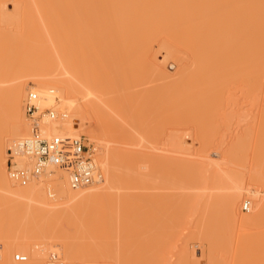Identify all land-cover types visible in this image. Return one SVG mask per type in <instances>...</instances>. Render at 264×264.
<instances>
[{
    "label": "bare ground",
    "instance_id": "1",
    "mask_svg": "<svg viewBox=\"0 0 264 264\" xmlns=\"http://www.w3.org/2000/svg\"><path fill=\"white\" fill-rule=\"evenodd\" d=\"M98 7H108L113 12L114 21H124L127 24L125 41L128 44L130 55V69L134 65L137 73L140 74L149 69L151 76H156V73L161 77V82L158 80V84H162L163 80H168L167 83L163 81V84L167 85L160 84L162 87L160 86L157 90L153 88L155 90L153 91L152 87L155 85L151 81L153 78L150 77L148 83L147 79H142V74L140 76L138 73L139 79L135 80L132 88L121 89L119 94L114 95L111 93L113 88L116 89L119 85L120 69L110 74L107 71V79L104 82H96L93 78V71L90 72L91 74L88 72L84 75L78 71L72 79L67 81L59 77L57 72L49 71L48 68L37 69L39 66H36L37 62L34 61L31 51L43 40V35H45L43 28L50 27L53 21L57 26L73 25L72 19L65 22L60 17L61 13L66 10L93 11ZM96 11L99 10L96 9ZM94 19L91 15H85L80 22L82 24H76L81 26L84 20L89 27L93 28L97 24L95 20L99 17ZM60 21L65 22V25L59 23ZM1 22L6 26L0 25V81L5 83H2L3 86L0 85V91L6 103L4 111H0V114H7V117L4 115L6 123L0 124V198L7 202L28 201L30 203L33 201L32 204L35 205V202H38L40 205H45L46 210L51 207L53 211H59L58 215L54 214L55 217L58 216V219L62 216L67 220H72L74 223L68 228L69 231L60 229L57 233L55 232L57 238L55 245H53L54 241L49 242V239L46 241L47 245L52 243L53 250L60 251L63 255L61 256L65 257L67 249L68 260L77 261L73 258L79 256L82 257L83 262L79 259L82 264H197L196 259L200 255L196 258L195 249H190L188 242L190 235L185 234L189 237L188 241L184 233L179 235L178 243L173 245L168 236L169 232L172 233L173 230L176 231L182 227V229H188L190 226L197 227L193 235L198 238L202 230L199 231L202 224L201 219L218 212L225 213L227 222L240 224L245 228L255 229L256 225L260 224L264 212V196L262 193L260 195L259 191L251 190L253 192L251 194L255 197L252 212L243 215L237 212L238 200L243 194L245 195V192H251L243 185L234 186L224 195L223 199L216 196L206 197L192 206L188 196L193 191L186 193L184 190L176 191L178 199H171L173 196L169 195L172 190L170 192L169 190L163 192V189H161L162 192L157 191L160 185H168V169L173 159L178 161L175 166L177 169L175 167L174 169L179 171L178 168H180V171L186 170V172L193 171L194 167L195 170L197 167L199 171L200 169L204 171L206 169L203 165L209 162L206 158L205 160L202 158L203 163L200 159L197 161L193 157L184 155L192 149L194 144L190 147V142L187 143L184 140L186 137L177 129V131L170 129L168 132L167 115L159 114L160 110L167 111V108H173L172 110H175L178 117L184 109L194 107L199 109L204 102L202 96L207 90L213 92L215 89L225 87L264 89V0H0ZM52 29L51 36L57 39L60 35L58 31ZM104 30H106L105 27ZM61 36L64 38L62 34ZM112 38L110 37V40ZM14 44L26 45L31 49L22 48L23 51L26 49L22 64L12 60L14 63L9 66V61L12 59H9V56ZM161 55L164 58V65L170 64L172 59L175 62L174 69L168 70V79L159 68L161 64L158 60L162 58ZM85 59L87 63L88 56ZM28 87L39 93L44 105L52 101L54 103V98L59 96L62 109L57 122L51 127L52 132L66 133V130H73L77 134L87 133L91 140L96 141L97 149L100 150L102 147L105 152L104 157L101 156V162V157H96L99 159L97 161L101 168L100 173L96 180L88 186L73 189L69 184L68 176H63L59 170L44 174L42 178L51 180L47 184L52 189V196H57L55 202L46 197L43 181L31 182L25 186L15 182L17 186L19 185L16 187L8 175L5 153L7 154V150L13 148L14 144L22 140L24 136L26 137L27 133L23 102ZM139 93L145 96L144 103L146 109L150 111V116L161 121L165 126L161 132L156 130L154 134L149 131L148 136L143 134L147 122L138 116L139 108L136 107L135 100ZM45 100L49 102L45 103ZM55 104L58 103L55 102ZM88 111H94L98 115V121L92 129L84 125ZM136 116L138 118L135 120ZM77 117L83 123L74 122L73 119ZM196 129L195 136L200 141L197 150L205 151L207 145L211 146L209 134L206 131L201 133L199 127ZM168 139L175 144L174 148L178 151V156L177 154L176 156L169 155ZM115 142L131 144L136 148L124 147L126 149L124 152L121 147V149L118 148L120 152H117L116 149L120 146H114ZM203 143L206 144V148L200 149ZM144 147L147 148L143 149ZM210 156L205 155L211 158ZM25 162V159H20V164L24 165ZM219 172L217 168L214 174H219L218 177H220ZM52 174L54 175L50 176ZM155 187L157 191L156 189L154 191ZM181 187L183 184L179 185V188ZM196 195L199 198L202 194L197 193ZM71 202L72 205L59 207ZM35 207L34 211L41 210L40 208H42L41 211L45 210L44 206H37L38 210ZM158 207L161 216L152 219V227H149L151 222L147 213L159 210ZM31 209L32 213L29 212L32 215L28 213L30 217L34 216L33 208L28 210ZM39 213L35 215L38 217ZM42 215L41 218L44 217ZM156 215H159L158 212ZM28 217L26 219L29 220ZM12 218L14 219L15 216L9 219L12 220ZM38 218H32L35 225L33 222L30 224L33 220H29V226H31L24 230L25 233L16 235L12 245L0 251V264H45L51 246L45 247L42 240L31 238V235L35 234L33 231L37 226ZM77 218H83V220L77 221ZM255 231L257 230L253 232L251 229L250 233H247L255 235ZM193 235H191L192 238ZM89 239H94L102 245H108L109 248L104 247L100 252L84 254L83 246ZM153 239H156L155 242L150 241ZM25 240L30 242H25ZM12 247L14 250H22L27 255V259L22 262L10 259L9 254ZM208 248L211 249L210 245ZM208 248L207 254L205 250H201L207 258L210 253H213L209 252ZM256 248L252 251L254 252ZM213 254L208 264L209 262L210 264H223L226 261L224 258L223 261L218 257L216 259ZM217 260L221 263L219 261L217 263ZM245 261L242 264H264V253H260V256L256 257L253 262Z\"/></svg>",
    "mask_w": 264,
    "mask_h": 264
},
{
    "label": "rangeland",
    "instance_id": "2",
    "mask_svg": "<svg viewBox=\"0 0 264 264\" xmlns=\"http://www.w3.org/2000/svg\"><path fill=\"white\" fill-rule=\"evenodd\" d=\"M96 9L99 10L100 12L96 11ZM96 9L93 10L94 12L92 10H90L91 12L90 11H83V10L82 11L81 10H72V11L66 10V12L65 11L62 12L61 13L62 16H60L62 18V20L67 22L66 20L72 19L71 22H73L74 24L70 25V26H57L56 22L53 21L52 25L50 27L46 26L47 28L49 27L48 29L44 27L43 29L45 31L44 30H42V31L45 32V35H43V40L41 42L39 41L40 43H38L37 47L34 48L33 51H31V52H33L32 57L34 58V61L37 62V63L34 62V63H36V66H39V68H37V69H47L48 68L49 71L57 72L59 77L65 78V79H67V81L72 79L74 74L78 71L81 73V75H84L85 73L87 74L88 72L90 73L91 71H93L94 80L96 82L97 81L104 82L107 79L106 78V73H108L107 71H109L108 74H110L114 70L120 69L119 70L120 71L119 85L116 89L113 88V92L111 93V94L117 95V94H119L121 89L132 88L134 86L135 80L137 81L138 73H139V72L137 73V70L135 69L134 65L130 69V66H131L129 63L130 55H129V50H128V44L125 41V34L127 32L126 29L128 26L124 21H119V20L114 21L113 20L114 19L113 12L111 9L109 10L108 7H98ZM107 9L109 12L106 11ZM75 11H77V13H79V15L77 13H74ZM98 12H99V14H98ZM85 15H91V17L93 19L94 18L97 19L99 17V19H97V20L94 19L95 23H97L95 25V27H93V28L89 27L84 20H83V25L77 26L76 23L82 24L80 22H82V18ZM65 16H67V17H65ZM78 16L82 17L81 20L75 21V19L80 18ZM101 20H103V22ZM63 21H60L59 23H61L62 25H65L64 24L65 22H63ZM111 21H113V22H111ZM110 23H111V25H109ZM101 24H103V25H101ZM0 25L2 27L6 26L2 22L0 23ZM97 25H99V26H97ZM107 25H108V28H107ZM78 27H80V28H78ZM84 27H85V29H84ZM104 27L106 30H104ZM51 29L53 31H58L60 36H58L57 39H55L51 36V33H52ZM62 29H65V30H62ZM100 29H101V31H100ZM47 30L49 32L50 31L51 32L49 33V32H47ZM86 30H87V32H86ZM61 34L64 36V38H62ZM79 34H80V36H79ZM86 34H88V36ZM91 34H93V35L91 36ZM109 34H110V36H109ZM105 36H107V38ZM59 37L61 39H59ZM110 37L111 38L114 37L111 39L113 41L110 40ZM77 38H78V40H76ZM80 38L83 40H81ZM90 39H91V41H90ZM49 40H51V41L49 42ZM92 41H94V42H92ZM108 42H109V44H108ZM51 45H52V47H51ZM22 48L31 49L29 46H26V45L14 44L12 47V51L10 52L11 57L9 56V59L12 58L9 61V66H11L14 63V62H12V60L17 61V63L18 62L21 64L23 63L22 58L25 55L24 52L26 49L23 51ZM108 50H110V51H108ZM55 55H57V56H55ZM87 56L89 59L86 63L85 58H87ZM160 57H162V58L160 59ZM160 57H159L160 60H158V62H160L159 64H161V65H159L160 66L159 68L165 74V76L167 75L166 77L168 79V70L174 69L175 62L172 59L170 64L164 65V63H163L164 58L162 55ZM35 58H36V60H35ZM19 59H21V60L19 61ZM81 59H83V61ZM89 66H92V67H89ZM149 71L150 70L147 69L146 72L144 71L143 74L141 72V74H142L141 78L147 79V82L149 79L153 78L151 81L154 82L155 85L158 86V88H157V86L154 85L152 87V90H153V88H155V90H157L163 84V81H165V80L162 81V84L160 83L161 85L158 84L159 83L158 80L161 82V77L156 73H155L156 76H153V75L151 76V72H149ZM141 74H140V76H141ZM145 77H147V78H145ZM171 78H173V76ZM162 79H163V77H162ZM167 82H168V80L165 81V83H167ZM2 83L5 84L4 82L0 81L1 86H3ZM149 85H151V84H149ZM163 85H167V84H163ZM29 90H34V89L33 88L29 89V87H28L26 90L27 91L26 95H25L26 97H27ZM155 90H153V91H155ZM52 94H54V93H52ZM57 96L54 98V103H53V101L49 102L46 100L44 102L45 103L49 102V104H47V105L54 104L52 106L53 107L55 106L54 108L59 113L62 108H60V104H59L60 99H59V96L58 97ZM136 96H137V98L135 100V104H136V107L139 108L138 116H140V118H143L144 121L147 122L146 128L144 129L145 133H143V134L148 136L149 131H152L151 134H154V131H156V130H158V132H161V129L164 128L165 126L162 124L161 121H157L156 118L154 119L150 116V111H149V109H146V106L144 103L145 96L141 95L140 93L137 94ZM26 97H24V98L26 99ZM25 99H24V102H25ZM203 99H204V102H203V104H201L199 109H197L195 107L189 108V109H184L181 113H179L178 117L175 114V110H172L173 108H167L168 110L171 111V113H169L170 111H168V110L166 111L163 109V110H160L159 114L167 115L168 132L170 129H172V130L177 129L180 131L179 132L180 134H182L183 136L186 137V138L184 137L185 138L184 140L187 141V143H188V141L190 142L189 146L194 144L193 147L190 146V147H192V149H189L187 153H184L185 156L193 157L197 161H198V159H200L201 162H203V163H204L205 158H206V161L209 159L208 160L209 162L205 161L206 164L203 165V167H205V169L207 171L206 170L201 171V169L199 171V169L197 167L195 170V167H194L193 171H187V172H186V170L180 171V168H178L179 171L177 170L178 171L177 172L176 171L177 167H175V166L177 165L178 161L176 159H173L170 163L171 165H169L170 169H168V185L164 184L165 186H163V184H162L159 186L160 190L158 187V191H157V188L155 187L154 191H155V189L157 192H162L161 189H163V192H167L168 190H169L168 192H170L172 190L173 193L171 191L170 192L171 195H169L170 197L173 196L171 199H173V198L178 199L177 192H179V191L184 190L185 193L188 191L189 192L193 191V193L190 192L191 195L188 196V199L190 201L189 203L191 204V206L199 203L203 198H206V197L210 198L212 196L213 197L216 196L220 199L221 198L223 199L224 195L226 193L230 192L233 189V187L237 186V185H243L247 189H250V191L251 190L257 191V192L259 191L258 193L259 194L262 193L264 196V89L251 90V89L240 88V87H235V88L225 87V88L215 89L213 92H210V90L205 91L203 96H202V100ZM55 102H57L58 104H55ZM5 103L6 102H5L4 95L0 91V111L1 112L4 111V109H5ZM24 111H25V108H24ZM63 111H64V109H63ZM24 114H25V122H26L25 124L28 127L27 133L25 135L28 136L30 133L29 121H28L26 112H24ZM95 114L97 115V113L94 111H92V112L88 111V113L85 115L84 125H86L87 120L90 117H94V116L96 117ZM4 115H6L5 117H7V114H4ZM4 115L0 114V124L6 123ZM137 118L138 117L136 116L135 120ZM97 119H98V115H97ZM73 120H74V122H80V123L82 122L78 117L74 118ZM196 127L200 128L201 133H203L204 131L208 132L209 137L211 139V141H209V143L211 142L210 147L208 145L206 146V144H204V143H203L204 145L202 144V148L200 146V149H204L207 147V149H204L205 151L199 150V149L197 150V148H199L198 143H200V141H199V139H196V136H195V132L197 130ZM65 132L77 134L73 130H69V131L66 130ZM192 139H194V140H192ZM92 141L96 145V141H94V140H92ZM172 142L173 141H171V139H168V153H169V155L172 154L171 156H173L175 154H177V156H178L179 153L174 148L175 144ZM12 144H14V143H12ZM114 144H116V145H114ZM114 144L113 145L116 147H117V145L120 146V147H117V149H116V150H118L117 152H120L119 149H121V147H122V149H124V147L125 148H128V147H130V148L135 147L136 148V146H134V145L124 144L123 142H117V143L115 142ZM101 148H100V150L97 149L96 154H95V156L98 158H100L102 155L104 157V153H105L103 151L104 148H102V149ZM130 148H128V149H130ZM146 148L144 147L143 149H146ZM11 149L12 148H10V150ZM10 150L6 151L7 154L5 153V159L7 161V168L8 169H9V165H10V161H11L10 160V154H9ZM125 150L126 149H124V152H125ZM206 154L211 155L210 156L211 158L205 157ZM202 158L204 159L203 161H202ZM101 160H102V157L100 158V162H101ZM98 163H99V161H98ZM174 167L176 169H174ZM201 167H199V168H201ZM217 168H218V171H220L219 172L221 174L220 177H218L219 174L218 175L214 174L215 171H217ZM99 169H101V168L99 167ZM61 173L63 174V176L67 175L65 172L61 171ZM53 175L54 174H52L50 176H53ZM105 175H106V172H105ZM39 181H43L45 183L44 188H46V189L43 188V190H44L46 197L49 200H52L55 202L57 196L50 195L51 196L50 197L49 193L46 192L47 188H48V184L51 180H48V179L45 180V178L41 177L40 179L35 180L33 182L38 183ZM182 184H183V187L179 188V185H182ZM14 186L19 187V185L17 186L16 183L14 184ZM162 186H163V188H162ZM197 193H200L202 195H200V197L198 198V195H196ZM251 193L253 194L252 191L249 193H248V191H247V193L245 192V195L243 194L241 196V198L238 200L237 212L240 215L248 214V213L252 212L253 205L255 203L253 199L255 197ZM262 194H260V195H262ZM54 197H55V199H54ZM248 199L251 201V209L249 211H246L243 209V202L245 200H248ZM4 200L5 199L2 200L0 198V237H1L0 238V251L2 249L4 250L5 248L10 247L12 245L13 240L17 237L16 235L23 234L22 232H24V230H26L27 228H29L31 226V225L29 226V220H33L34 218L37 219L39 217V214L42 212V213H44L43 214L44 219L41 218V215H42V213H41L40 217L38 218V223H36L37 226H35L36 228L37 227L38 228L37 229L34 228L35 231H33V233L35 232V234L31 235L32 236L31 238L34 240H40V241L42 240V243L45 244L44 245L45 247L51 246L52 250L49 249L47 256H49L50 252H52V251H57L60 256L62 255V253L60 251L53 250L54 246H52V243H50L51 245L50 244L47 245L46 241H48V239H49V242L54 241L53 245H55V242L57 240L55 232L57 233L60 229H68L70 227V225H72L74 223L72 220H67L65 217H62V216H61V218L59 216V219H58V216L55 217L54 214L58 215L60 213L59 211H57V210H56V212L53 211L52 210L53 208L51 209L50 206H49L50 208H48V210H46L47 207L45 205L42 204L44 206L43 207L42 205H40V203L35 202V200H34V202L36 203V205L32 204L33 201H31L29 203L28 201L27 202H23V201H19V202L8 201L7 202V200H5V201ZM193 202H195V203H193ZM72 204H73L72 202L71 203H64V204L60 205L59 207L62 208L64 206H67V205L69 206ZM33 205L36 207L41 206L45 210L41 211L42 208H40L41 210H38L39 207H37V209L35 207V209L38 211H34ZM29 208H33V211L35 212V213L33 212L34 216L30 217V215H28V213L29 214L32 213V209L28 210ZM29 211H31V213ZM39 211H40V213H39ZM154 211L152 210V213L151 212L147 213V214H149L150 222L152 221V219L154 220L155 217L161 216V213L159 212L160 208H159V210L155 211V213H154ZM37 212L39 213L38 217L35 215V214H37ZM157 212L159 215H156ZM263 213H262V216L264 218ZM24 215H25V217H24ZM11 216H13V217L15 216V218L14 219L12 218V220L9 219V218H11ZM207 216H204L202 218L203 220L201 219L202 224H201V227L199 228V231L201 229L202 230L200 231V235H198V238H197V236L193 235L194 233H196L197 227L195 228V227H191V226L188 229H182L183 228L182 227L181 229L179 228V230H176V231L173 230L174 232L172 231V233H170V232L168 233L170 241L173 245H174V243H178L177 238H179V235H181L183 233H184V237L190 235V238L186 237L187 241L190 239V241H188L190 244L189 245L190 249L191 250L195 249L196 258L198 257V255H200V256L202 255V257L204 256L203 258L199 256L196 259V260H198L197 264H202V263L208 264L207 262H208V260L210 261V257L212 258L211 255L213 253H214L213 255L216 256V259L218 257L219 260H222L223 258H224V260H226L224 263L222 262L223 264H227V263L228 264H240V263L242 264V262L245 261L246 259L250 262H253L256 257L260 256V253L261 254L264 253V232H262V231H264L263 230L264 229V226H263L264 225V219L263 218H261L260 224H257L258 227L256 225L257 228L255 227V229L257 231H255L256 234L254 235V233L248 234V233H250L251 229H253V232H254V230H255L254 228L247 227L248 228L247 229V228H245V226L242 227V225H240V224H236V223L232 224V223L227 222L224 212H218L217 214L215 213L214 215L209 214ZM26 217H28L29 220L26 219ZM26 220H28V222ZM80 220H83V218H81V219L77 218V221H80ZM31 222H33L35 225L34 220L30 221V224H31ZM151 224H153V223L151 222L148 226L152 227ZM32 228L33 227H31V229ZM249 229H250V231H249ZM69 230L70 229H68V231ZM27 232H29V231H27ZM30 232H32V231H30ZM155 232H157V231H155ZM4 233H5V235H4ZM158 233H160V232H158ZM49 234H50V237H49ZM185 234H186V236H185ZM191 235H193V238ZM31 238L29 237V239H31ZM186 238H185V240H186ZM155 240L156 239H153L150 241L155 242ZM198 241H200L201 243ZM258 241H260L259 244H258ZM25 242H30V241L25 240ZM86 243L83 246L84 247V249H83L84 254H90L94 251L100 252L101 250L104 249V247L109 248L108 245H102L101 243L96 242V240H94V239H89ZM193 243H196L197 245L193 244ZM203 243H204V246H202ZM253 243H257V244H253ZM14 244H15V242H14ZM199 244H200V246H199ZM207 244L210 245L211 249L208 248ZM255 245L256 246L258 245L257 248ZM101 246H103V247H101ZM192 246H195V247L192 248ZM200 248L205 250L206 254L208 253L207 248L210 249L209 252L212 251L213 253H210V256L208 254L209 258H207L206 254L205 255L202 254V252H201L202 249H200ZM253 248H256V250H254V252L252 251ZM68 249L73 250V248H71V247H68ZM238 249H240V250H238ZM17 252L23 253L22 250H20V249L14 250V248L12 247V251L9 254L10 259H12L15 262H17V261L14 259V254ZM200 252H201V254H200ZM248 254H249V256H248ZM47 256H46V258L48 259ZM220 257H222V258H220ZM62 258L63 259L65 258L64 261L72 262V261L68 260L67 249L65 250V257H62ZM213 258H215V257H213ZM47 259H46V261H47ZM75 259H77V261ZM79 259L81 260V262H83L82 257H79V256L74 257L73 260H75V261H73V262L78 263V264H82ZM243 259H245V260H243ZM219 260H217V263ZM46 261H45V264H46ZM219 262L221 263V261H219ZM231 262H233V263H231ZM209 264H210V262H209Z\"/></svg>",
    "mask_w": 264,
    "mask_h": 264
},
{
    "label": "built area",
    "instance_id": "3",
    "mask_svg": "<svg viewBox=\"0 0 264 264\" xmlns=\"http://www.w3.org/2000/svg\"><path fill=\"white\" fill-rule=\"evenodd\" d=\"M29 121L30 133L14 144L10 150L9 178L25 186L40 179L47 172L62 171L68 176L73 189L88 186L99 176L100 169L95 156L97 147L87 133H56L51 127L59 118L58 111L52 105H43L40 95L29 90L24 102ZM98 121L90 117L86 126ZM25 159V164H20ZM52 189L48 186V193ZM243 209H251V201L243 202ZM16 261H25L27 255L22 252L14 254ZM46 264H78L64 261L57 251L50 252Z\"/></svg>",
    "mask_w": 264,
    "mask_h": 264
}]
</instances>
